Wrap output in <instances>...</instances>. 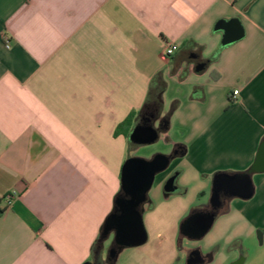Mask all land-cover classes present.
I'll return each mask as SVG.
<instances>
[{
    "label": "crops",
    "instance_id": "obj_1",
    "mask_svg": "<svg viewBox=\"0 0 264 264\" xmlns=\"http://www.w3.org/2000/svg\"><path fill=\"white\" fill-rule=\"evenodd\" d=\"M231 19L244 35L222 47L214 28ZM187 41L203 48L202 60L216 57L200 73L182 62L172 74L164 49ZM158 72L166 82L160 118L173 101L178 107L156 142L161 149L130 154L114 132L140 111ZM262 141L264 0H0V264H95L129 157L148 160L182 146L154 192L177 175L179 195L199 201L210 196L214 175L247 171ZM251 183V199L232 198L214 219L220 237L205 251L184 240L181 258L197 248L209 252L207 264H228L240 241L256 235L264 248V173ZM195 204L180 206L172 239L202 205ZM153 208L145 205L142 219L158 237ZM109 246L98 264H144L135 248L108 260ZM153 257L166 262L159 251Z\"/></svg>",
    "mask_w": 264,
    "mask_h": 264
},
{
    "label": "water",
    "instance_id": "obj_2",
    "mask_svg": "<svg viewBox=\"0 0 264 264\" xmlns=\"http://www.w3.org/2000/svg\"><path fill=\"white\" fill-rule=\"evenodd\" d=\"M215 31L222 32L221 46L227 47L243 38L244 32L241 23L237 19L219 21L215 25ZM195 61L194 57L190 58ZM205 64L199 63L194 67L195 73L204 71ZM160 115L155 119L157 126L141 125L137 123L128 135V142L135 147L149 146L156 143L163 134L159 130ZM175 154H156L150 159L129 157L125 160L120 171L121 194L113 201L114 211L105 219L99 237L98 258L104 243L112 237L107 250V259L115 262L118 255L125 249L137 248L147 241V233L143 225L144 206L149 204L148 193L153 185L155 177L164 172ZM264 173V141L257 150L254 162L249 169L242 173L216 174L212 178L208 203L217 209L221 206L220 196L229 194L231 198L247 201L252 198L254 189L251 183V175ZM177 175L169 177L162 187L164 199L179 195ZM214 222L213 215H190L178 228V233L190 241L201 240L211 229ZM211 262L208 257L205 262L200 255L188 264H207ZM85 264H94L88 262Z\"/></svg>",
    "mask_w": 264,
    "mask_h": 264
},
{
    "label": "rangeland",
    "instance_id": "obj_3",
    "mask_svg": "<svg viewBox=\"0 0 264 264\" xmlns=\"http://www.w3.org/2000/svg\"><path fill=\"white\" fill-rule=\"evenodd\" d=\"M147 148H150V149L153 148L155 150H158V149H161V145H160V142H158L153 145L138 147V149H142V150H145ZM140 152L142 153V151ZM131 153H134L133 150H131L130 154ZM156 154L158 153H155L153 155H156ZM134 157L142 158L139 156H134ZM159 175L155 177L153 185L148 193L150 204H152V206L154 207L152 216L159 223L158 224L159 225L158 227L159 236L157 237L156 233L151 234L147 230L145 226L144 216H143V225L147 233V241L144 245L137 247L134 250H137L138 255L142 256L144 260V264H182L184 259L181 258L179 255V248L183 246L184 241L182 242L179 241V237H178V228L181 223V220L180 222H178L176 226L177 234L175 238L172 239L171 229H172L173 217L178 216L179 208L181 205L193 203V201H195L196 203L195 205H200V204L206 203L208 201L209 196L206 195L205 198L200 199L199 201L195 200L196 197L191 192H189L186 195H174V196H170L167 199H164L162 196V191H161L156 196L154 192V183H155L156 178H158ZM213 226L201 240L196 242L197 244L203 245L204 251L207 250V247L209 246L210 242L220 237L222 233V230H223L222 226H220L217 230H216V227H213ZM240 242L243 244L242 249L238 248L235 252L232 253L233 254L232 258L235 260L229 262L228 264L230 263L232 264H264V248L263 246H260L261 244H260L259 239L257 238V235L254 236L250 241L243 240ZM222 243H223L222 240L219 241V245H222ZM228 249L229 247L225 249L223 246L221 247L223 254H228L230 252L228 251ZM156 251H159L162 258L166 259L165 263H163L161 258L160 260H157L155 257H153V253H155ZM171 258L175 259L173 263H170Z\"/></svg>",
    "mask_w": 264,
    "mask_h": 264
},
{
    "label": "trees",
    "instance_id": "obj_4",
    "mask_svg": "<svg viewBox=\"0 0 264 264\" xmlns=\"http://www.w3.org/2000/svg\"><path fill=\"white\" fill-rule=\"evenodd\" d=\"M202 51H203V48L201 46L191 41L185 42V44L181 48L179 49L177 48L176 58L175 57L171 58V56L167 57L169 58L170 63L172 65L171 73L175 74L179 63H182V62H186L194 66H196V64H199V63H204L205 67H207L215 59L216 56L212 57L209 60H202L201 59ZM191 57H194L195 61L191 60L190 59ZM165 88H166V82L163 78V73L162 72L156 73L149 83L145 101L140 111L136 114L135 117H133L134 116L133 113L129 114V116L123 121V123L116 128L114 135L121 134L126 138L129 151L137 148L128 142V135L131 129L133 128L134 122L136 120L138 121V120L143 119V117H145V112H147L148 109H153L157 116L161 114L162 109H163V103H162L161 96L164 93ZM177 107H178V102L173 101L170 105L168 112L163 116L162 118L163 128L161 130L162 133H166V131L168 130L169 118L171 114L176 110ZM180 149H182V146L180 145L175 146V148L172 151V154H175V157H178L181 154ZM120 194H121V191L119 190V192L115 195L114 199L118 197ZM114 208L115 207L113 204L112 212L114 211ZM97 242H98V239L95 241V243Z\"/></svg>",
    "mask_w": 264,
    "mask_h": 264
},
{
    "label": "flooded vegetation",
    "instance_id": "obj_5",
    "mask_svg": "<svg viewBox=\"0 0 264 264\" xmlns=\"http://www.w3.org/2000/svg\"><path fill=\"white\" fill-rule=\"evenodd\" d=\"M157 117L158 116L156 115V113L153 109H148L147 112H145V117H143V119L139 120L138 123L141 125H145V126L146 125H153V123H154L155 119H157ZM154 126L155 127L157 126V122L154 123ZM162 128H163V120L161 119L160 124H159V130H162ZM172 155L173 154L171 152L170 156H172ZM231 199L232 198L229 196V194L223 193L220 196L221 206L219 208L214 209L209 203H206V204H202L199 208L194 210L191 215H201V216L213 215L214 219H215L219 213L223 212L227 208L228 203L231 201ZM178 237H179V241H181V242L184 240H187L185 238V236L183 235V233H181V235H179V233H178ZM109 240L111 243L112 237H110ZM197 255H200L205 262L207 261V258L210 257L209 254L202 256L200 254L199 250L197 248H194V249L187 252L182 264L190 263L191 261L195 260ZM98 262H99V258H98V252H97L95 264H98Z\"/></svg>",
    "mask_w": 264,
    "mask_h": 264
},
{
    "label": "built area",
    "instance_id": "obj_6",
    "mask_svg": "<svg viewBox=\"0 0 264 264\" xmlns=\"http://www.w3.org/2000/svg\"><path fill=\"white\" fill-rule=\"evenodd\" d=\"M9 45H8V42L5 41V48H8ZM177 48L173 45H170V46H166L165 49H164V56L165 57H170L172 55H174V53L176 52ZM233 96H237L238 95V91H233ZM15 194L12 193V194H9L7 197H6V201L8 204H10L11 200L14 198Z\"/></svg>",
    "mask_w": 264,
    "mask_h": 264
}]
</instances>
